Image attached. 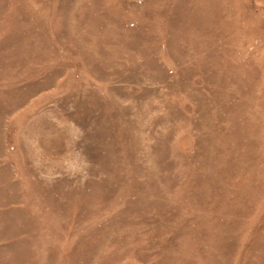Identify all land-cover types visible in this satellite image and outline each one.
<instances>
[{
	"label": "rangeland",
	"instance_id": "374dc122",
	"mask_svg": "<svg viewBox=\"0 0 264 264\" xmlns=\"http://www.w3.org/2000/svg\"><path fill=\"white\" fill-rule=\"evenodd\" d=\"M0 264H264V0H0Z\"/></svg>",
	"mask_w": 264,
	"mask_h": 264
}]
</instances>
